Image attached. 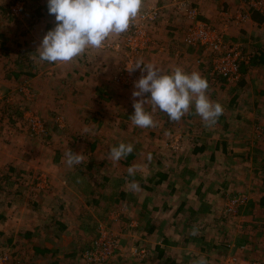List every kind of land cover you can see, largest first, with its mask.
<instances>
[{
    "label": "rangeland",
    "instance_id": "obj_1",
    "mask_svg": "<svg viewBox=\"0 0 264 264\" xmlns=\"http://www.w3.org/2000/svg\"><path fill=\"white\" fill-rule=\"evenodd\" d=\"M145 1L0 0V181L6 175L12 177L17 173L14 178H25L35 186L25 194L26 186L22 183L21 191L12 193L19 200L16 206L4 202L1 207L9 216L13 210L21 213L23 207L27 209L31 203L29 196H44L53 193L54 189L62 190L63 196L76 203L77 208L84 207L86 212L81 220L87 228L82 229L84 239L78 246L71 243V249L75 251L70 259L73 264H264V204L259 202L264 194V152L255 149V153L247 157L246 148L242 152L246 157L238 161L236 169L221 168L223 162L228 159L231 162L235 154L231 158L230 155L222 158L216 155L211 159L209 154L193 152L197 140L185 132L183 123L164 121L163 115L168 114L165 108L161 109L163 119L150 121V117L154 118L150 114L157 108L140 97L144 105L133 107L136 96L131 86L118 85L122 84L120 76L129 63L128 81H133L140 56L153 42L150 27L158 18L147 24L151 39L138 51L134 52L124 42L131 17L150 6L159 9L160 15L158 3L161 0L150 5ZM230 1L234 0L221 3L228 7L232 5H228ZM44 2L53 9L48 12L41 9L45 14L40 15L36 8ZM200 2L190 0L189 3L197 7L199 18L225 31L224 35L229 33L231 24L249 19L239 20L236 15L242 5L234 7L233 4V9L218 10L216 19L208 21L201 17ZM172 4L176 7L174 2ZM59 14L81 16L75 26L57 25ZM75 34H81L82 43L75 42ZM241 42L244 53L252 54V49ZM195 46H201L204 55L212 59L213 53L203 45ZM83 50L86 52L82 53ZM78 51L82 58L78 57ZM250 63L241 61L242 77L232 84L221 78L215 79L209 70L212 91L223 96L234 89V85L243 84L240 90L248 97L249 87L244 85L248 79L261 89L264 73H258L257 66ZM74 64L78 67L76 70ZM83 66L91 67L95 74L84 76L87 77L84 81L76 83L78 76L83 74V69L80 70ZM71 80L76 81V86L83 85L82 90L75 89L79 97L74 95L75 100H81V105L72 104L70 100ZM258 89L255 96L260 92ZM118 97L126 100L120 107L115 105ZM108 103L109 107L103 105ZM256 114L261 115L259 111ZM32 115L40 119V124H34L35 129L30 119ZM122 116L126 117V122ZM119 117L123 120L122 125L118 124ZM255 120L256 131L264 139V119L256 116ZM263 139L257 144L264 146ZM92 141H96L93 148ZM127 149L136 151L130 161L126 160ZM11 164L17 167L30 165L35 170L28 171L26 176L16 171L8 174L4 169L8 170ZM186 167H190V172L183 174ZM161 170L171 171L170 181L165 178L158 184ZM14 178L2 180L3 187H11ZM69 181L74 194L84 197L91 188L98 199L93 201L89 196L86 205L83 204L72 196L74 194L66 185ZM200 181L207 185V194L211 198L208 203L199 202V195L194 191ZM178 185L180 192L169 190ZM250 185L257 189L256 202L252 204ZM122 190L128 191L124 198L119 195ZM165 192L171 207H176L186 196L194 210L181 211L175 219L181 223L171 224V231L160 220L163 227L151 232L147 225L156 221L158 215L171 216L172 210L163 213L159 209ZM239 192L248 195V203L235 213H221L225 203ZM19 194L23 197L21 201ZM142 203H146L143 209L151 216H143ZM207 204L210 208H201ZM77 216L72 231L81 236L77 232L81 221ZM7 224L9 221L0 223V227L9 229ZM102 228L116 233L117 245L107 257L89 260L85 250ZM6 237L0 234V253H8L12 264L38 262L30 258L24 260L22 252L18 251V256L13 258L10 248L7 249ZM66 241L68 243L69 239Z\"/></svg>",
    "mask_w": 264,
    "mask_h": 264
},
{
    "label": "crops",
    "instance_id": "obj_2",
    "mask_svg": "<svg viewBox=\"0 0 264 264\" xmlns=\"http://www.w3.org/2000/svg\"><path fill=\"white\" fill-rule=\"evenodd\" d=\"M156 1L158 0H146L145 3L147 2V4L149 3L150 5L156 3ZM200 1L201 17L208 21H210V19H216L218 10L220 11L226 8L233 9V4L234 7L237 5H244V0L230 1L228 5H232L228 7L225 6V3H221L225 0ZM237 2L239 3L235 4ZM158 5L160 7V15L156 22L150 27L153 42L148 49L143 51L138 60V68L136 67L134 69L136 77L133 76V81L128 85H118L131 86L136 96V100L133 101L135 105L131 104L133 107L136 106L137 108L140 105H144V101L139 100L140 97L144 100H148L151 106L157 108L156 111H153V109L151 110L153 112L150 116H154V118L152 117L153 119H151L150 117V121L156 118L163 119L161 118V109L165 108L164 110L167 111L168 114L163 115L164 121H180L181 124L183 123L185 132L197 140L193 152L209 154L211 159L216 158V155L220 158L224 155H230L231 158L232 154H235L234 158L230 160L231 162H229L228 159V162H223L221 168L236 169L238 161L244 160L246 156L248 157L252 153L254 154L255 149H259L262 153L264 152V146L257 144L262 142L261 140L263 137L256 131L257 123L255 120L256 116H262V119H264V85L261 89H258L259 87L253 85L251 80L248 79L244 84L249 87L248 97L240 90L243 84L234 85V89L225 92L223 96H219L216 91H212L213 86L210 85V80L212 79L209 73L211 57H206L204 55L201 46L186 45L184 41L187 26L191 22L186 15V10H178L169 0H161ZM257 12L259 13L257 16L258 18H254L250 15L249 19L245 22L231 24L229 33L225 35V39L227 41L237 39L243 41L245 45H248V47L252 49L253 54L248 62L245 63L251 62L250 65L257 66L258 73H264V13ZM80 16V14H69V16L66 17L59 14L57 20L58 23L61 22L62 25L74 24L72 26H75ZM75 17L77 18L76 20ZM74 40L75 42L82 43L81 34H75ZM251 44L253 48H251ZM81 52L84 53L86 51L83 50ZM81 52L78 53L79 58L83 57ZM200 58L201 62H198ZM77 68L76 64H74V69L76 70ZM80 70L83 76H78L77 82L71 80L70 84L73 88L70 100L72 104L76 105H81V100H75L74 95L78 94L79 97V92H75V89L82 90L83 85L76 86L74 82H82L88 76L95 74L93 69L89 66H83ZM244 78H246V76H244ZM257 89L260 92L258 96H255ZM124 98L118 97L117 100H115V105L120 107L121 103H125L126 101ZM109 103L103 105L107 106ZM256 111H259L261 115H257ZM81 114L82 113H80V115ZM122 119L126 122L125 116H122ZM122 119L119 117V125H122ZM113 120L116 121L115 119ZM249 128L251 130H249ZM258 137L261 139H258ZM203 138H205L204 142L199 143ZM93 142L94 141H92V143ZM207 145H210V147L205 148ZM246 148V156H244L242 152H245ZM28 166L29 167H17V165L11 164L8 170L6 168L4 171L8 172V174H13L16 171L26 176L28 171L35 170L32 169L30 165ZM189 169L190 167H186L183 174L189 173ZM166 172L168 173L166 179L170 181L168 178L170 177L171 171L167 170ZM252 173L253 171L251 170L250 177ZM16 176L17 173H14L12 177L6 175L1 179L6 182V177L11 180V178ZM160 177L159 174V179ZM2 180L0 181V223L3 225L9 221L7 225L10 226L9 229L0 227V234L2 236L3 234L7 235V249L10 248L13 253V258L18 256V253H16V251H18L22 252L24 260L28 261L30 258L34 259L35 262H39L34 264H73V261H70V259L75 251L71 249V243L73 242L75 246H78L84 239V235H82L83 233L81 231L82 229H86L87 225L81 218H83V213L86 212V209H84V207L77 208L76 203H71V199L63 196L62 190L54 189L53 193H48L44 196H37L34 198L29 196L28 198L31 203L28 204L27 209L23 207L21 213L13 210L14 212L12 211V215L9 216L1 205L6 202L11 206L9 202H12V204L16 206L19 200L14 198L15 196H13L12 193L20 192L23 186L22 183L26 186L23 191L25 194H27L29 189L32 190L35 186L33 187L30 185L29 181L26 182L25 178H14L11 181L13 185L9 187V189L3 187L4 183H2ZM187 181L189 182V180ZM71 184V181L66 183L71 189V194H74ZM158 184H160V182ZM248 188H250V204H252V202H256L255 193L257 189H255L256 187L254 185H250ZM11 189L13 191H11ZM169 190L174 193L177 191L180 192V187L179 185L177 187L172 186ZM122 191L119 192V195H121V198H124L128 195V191L124 190L123 192L125 193ZM194 191L199 195V202L204 200L208 203L211 201V198L207 194V185L205 182L200 181L194 187ZM89 192L90 193L87 194V190H85L87 195L84 197L78 193L72 196L81 200L83 204L89 200V196H91V200L93 201L98 199L94 197L95 194L92 193L91 188ZM166 193L167 192L163 194V197L161 195L163 203L159 209L163 213L172 210L171 216L169 217L168 214H166V217L158 215L159 217L156 221L153 220L147 225L151 232L156 231L158 227L162 228L163 222L165 228L171 231V224L181 223L175 222V219L181 215V211L186 209L188 211L194 210V208L187 203L189 198L186 196L176 207H171L169 197ZM119 195H116V198H118ZM19 196L20 194L18 198L21 201L23 197ZM23 196L25 197L24 194ZM52 197L54 199H52ZM259 202L262 205L264 204V194L260 197ZM145 205L146 203L141 204V212L144 217H147L151 213L143 209ZM209 206L210 204H207L201 208L206 210L210 208ZM9 213L11 212L9 211ZM76 216L77 219L80 218L81 220L77 227V232L81 236H78L76 232L72 231L74 217ZM160 220H162V223H160ZM140 223L142 224L143 221H140ZM185 223L188 225L187 220ZM66 238L69 239L68 243ZM161 251L163 250L161 249Z\"/></svg>",
    "mask_w": 264,
    "mask_h": 264
},
{
    "label": "built area",
    "instance_id": "obj_3",
    "mask_svg": "<svg viewBox=\"0 0 264 264\" xmlns=\"http://www.w3.org/2000/svg\"><path fill=\"white\" fill-rule=\"evenodd\" d=\"M174 2L177 9H185L187 17L191 20L185 34V41L192 45H203L206 49L213 53L211 59L210 73L217 79L221 78L230 83L238 82L242 77L241 61H248L252 54L244 53L243 43L240 41L225 39V31L211 26L206 21L199 18L197 7L191 5L190 0H169ZM239 9L236 17L240 20L249 18L250 10L256 9L264 11V0H246ZM246 10V11H245ZM159 16V9L150 6L147 10L138 12L137 15L131 17L126 26V35L124 42L129 44L131 49L138 51L151 39L148 31V23L155 21ZM200 60V59H198ZM131 63L127 65V69L120 76L121 83L130 84ZM30 119L40 124V119L31 116ZM37 126H33L35 129ZM248 202V195L245 192L235 194L220 209L221 213H235L239 207ZM116 233L111 229L102 228L93 239L91 245L85 250V255L89 260L99 257H107L112 253L117 245L115 238ZM0 264H12L8 253H0ZM252 264V263H251Z\"/></svg>",
    "mask_w": 264,
    "mask_h": 264
},
{
    "label": "trees",
    "instance_id": "obj_4",
    "mask_svg": "<svg viewBox=\"0 0 264 264\" xmlns=\"http://www.w3.org/2000/svg\"><path fill=\"white\" fill-rule=\"evenodd\" d=\"M41 9H45V10H47V12L48 11H51L53 8L52 7H50V5L47 3V2H44L43 4H38V6H37V8H36V10H37V12H38V14H40V15H44L45 13H43V11H41ZM60 13V12H59ZM258 12L256 11V9H252L251 10V15L254 17V18H258L257 16H258ZM66 17H68V16H66ZM77 18L75 17V20H76ZM61 23V22H60ZM59 23L57 22V25H58ZM49 25V24H48ZM50 27L52 26V25H49ZM226 37V36H225ZM7 51V50H6ZM241 82H243V80H241ZM122 84H126V83H122ZM127 85V84H126ZM96 141H94L92 144H90L91 146H92V148L95 146V145H93L94 143H95ZM123 150V149H122ZM135 154H136V151L135 150H133V149H127L126 150V160L127 161H130L134 156H135ZM159 174H160V179L162 180V179H165V178H167V176H168V173L166 172V171H159ZM75 177H77V175L75 176ZM161 180H157V183H159V182H161ZM123 192V191H122ZM123 193H125V192H123Z\"/></svg>",
    "mask_w": 264,
    "mask_h": 264
}]
</instances>
